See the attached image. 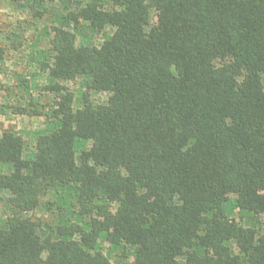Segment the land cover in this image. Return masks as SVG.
<instances>
[{"label":"trees","instance_id":"16d2710c","mask_svg":"<svg viewBox=\"0 0 264 264\" xmlns=\"http://www.w3.org/2000/svg\"><path fill=\"white\" fill-rule=\"evenodd\" d=\"M62 2L41 64L56 126L30 159L20 135H0V264H113L101 236L134 246L135 264H264V236L226 212L264 217V0ZM82 24L112 32L81 45ZM77 77L106 104L74 108L62 83ZM76 141L91 145L75 155ZM54 188L71 189L82 222L42 232L19 215Z\"/></svg>","mask_w":264,"mask_h":264},{"label":"rangeland","instance_id":"374dc122","mask_svg":"<svg viewBox=\"0 0 264 264\" xmlns=\"http://www.w3.org/2000/svg\"><path fill=\"white\" fill-rule=\"evenodd\" d=\"M65 13L62 0H0V47L4 48V57L0 60V135L11 130L24 141V157L35 155L36 137L56 126L50 116L54 107L55 95L41 90L50 82L41 64L51 55V39L61 26L59 17ZM156 13L150 14L147 28L154 35ZM75 32V30H73ZM111 29L95 32L82 24L76 31L77 42L81 45L98 46L111 34ZM23 81L27 82L24 87ZM73 94V107L79 108L83 97L94 106L105 105L108 94L89 89L85 78L62 83ZM264 86V81H263ZM16 107H24L27 115L12 114ZM40 111V115H33ZM91 142L76 141V152L87 148ZM11 167L0 164V172H9ZM8 194L0 199V225L12 213L7 204ZM227 196V199H231ZM72 191L69 188H54L39 198L38 207L19 216L35 221L42 232H49L57 225L67 222H82L75 214ZM232 224L252 227L258 236H264V217L249 216L237 209H226ZM97 249L113 264H135V247L120 244L109 245L101 236Z\"/></svg>","mask_w":264,"mask_h":264}]
</instances>
